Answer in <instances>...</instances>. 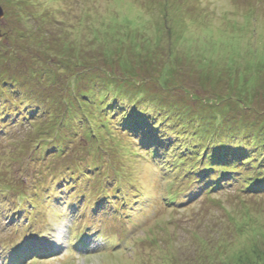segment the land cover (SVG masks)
Instances as JSON below:
<instances>
[{
    "label": "rangeland",
    "instance_id": "1",
    "mask_svg": "<svg viewBox=\"0 0 264 264\" xmlns=\"http://www.w3.org/2000/svg\"><path fill=\"white\" fill-rule=\"evenodd\" d=\"M0 5V264H12L21 249L15 246H33L40 237L42 245L49 238L56 255L26 264H229L231 253L243 248L264 256L262 190L232 183L210 196L198 191L192 197L189 179L174 176L173 166L160 170L165 153L152 160L131 130H119L120 112L110 115L116 127L107 129L114 136L99 133L107 140L99 152L85 141L82 126L79 133L58 128L53 140L51 131L67 115L68 104L90 108L86 97L95 91L120 96L126 109L137 107L142 115L163 113L204 127L212 121L218 136L237 145L244 138L264 141V57L250 51L264 48V0H0ZM234 32L242 33L235 38L239 54L232 50ZM231 60L237 65L229 69ZM41 67L46 74L37 70ZM49 68L59 70L56 80ZM252 78L253 90L246 87ZM172 128L171 136L180 134L179 127ZM143 132L148 136L151 129L143 124ZM168 160L172 165L174 158ZM183 163L187 174L189 167L204 172L210 166L208 159ZM22 166L28 175L23 183ZM41 168L50 174L36 192L32 183L41 181L36 179ZM252 171L264 174V165L254 164ZM10 181L22 183L24 200L1 195L12 189ZM137 194L142 205L128 207ZM12 197L26 216L37 204L29 229L18 227L24 222L14 219ZM77 219L100 229L104 238L68 251Z\"/></svg>",
    "mask_w": 264,
    "mask_h": 264
},
{
    "label": "trees",
    "instance_id": "2",
    "mask_svg": "<svg viewBox=\"0 0 264 264\" xmlns=\"http://www.w3.org/2000/svg\"><path fill=\"white\" fill-rule=\"evenodd\" d=\"M252 14L249 13L248 15H245L246 21H251ZM251 22H248V24ZM250 30H253L252 34H255L256 37V28L252 26ZM68 32V31H65ZM64 32V35L66 34ZM242 39V33H236L234 32V40L232 42L233 48L232 50L235 51L237 54L241 52L240 47L241 42L236 40L235 38ZM238 46V47H237ZM260 47L251 49L247 48V51H253V54L257 55L260 59L264 57V48L258 49ZM243 55V54H242ZM247 55H250L248 53ZM229 63V69L232 67L233 64H235L234 60L230 61ZM60 63L59 60L55 61L54 64ZM232 64V65H231ZM45 68H37V70H40L42 74L43 70ZM55 69V72H54ZM36 70V71H37ZM50 70L53 76L51 74L49 75L50 78H54L56 80L55 74L57 71H59L56 68L47 69ZM166 71H168L166 69ZM37 73V72H36ZM242 73V79L247 81V77L244 76L243 72H237L236 74ZM256 77V75L254 74ZM251 84L247 83L248 88H251V90L254 89V82L257 79L252 78ZM165 83L168 82V80H164ZM75 82H72V85H76ZM246 85V84H245ZM94 90V88H92ZM241 90V89H240ZM243 92V91H242ZM240 93L242 95H245L243 93ZM198 97L203 98L198 95ZM244 97V96H241ZM120 96H112V98H109V93H102V95L97 94L95 91L92 94H88L86 99L88 100V105L90 108H83L79 107L77 108L74 103L68 104L69 110L66 111L67 115L62 116L61 119H57L55 121L54 126L52 127V140L55 138L54 134L56 133V129L59 128L60 132H63L65 130H70L73 128V131L77 128L79 133V127L82 126L83 134L85 135V141L90 145L92 148L96 149L97 152L100 151V149L103 146V143H105L107 140L104 139L99 133L106 132L108 133V136H114L113 130H108L107 128L112 129L111 127H116V124H113V120L111 117H114L116 114H119L120 112V120L118 122L119 130L123 133L126 130H131L136 138V141L141 142L140 146L147 149V153L151 155L152 160L153 158H156L158 156L163 155L166 157V160H163L161 162L160 170H165L168 168H172V173L174 176L179 177L181 180L189 179L192 184L189 188L192 187V189H188L187 192H189L192 197H196V193L198 195V191L202 192L203 194L209 195L212 192H215L217 190L222 189L225 184L231 185L232 183H239L241 186H243V190L246 191H260V193L264 192V174L261 172H254L252 171V167H254V164H260L264 165V141L261 140H247V138L240 139L239 144H234L232 141L228 139H224L216 134V132L219 130V126H215L212 121L209 122V127H204L200 122L198 121H191L187 120L185 118L180 117L179 119L188 121L185 123L184 121H180L177 119H173L171 115L160 113V116L155 113H144L145 115H142L139 113V108L132 107L129 109H126L122 104H125L120 99ZM4 107V106H3ZM214 109V106H210V111ZM218 110V109H217ZM214 111H216L214 109ZM20 113V112H19ZM152 114V115H151ZM29 115V114H28ZM111 115V117H110ZM6 114L4 115V117ZM159 117V121L157 122V119ZM153 119V120H151ZM145 120H151L154 123L147 122ZM143 124L145 125V128L151 129V132L148 136H144L143 132ZM110 126V127H109ZM179 127L180 128V134L178 133L174 134V136L170 135L169 128ZM172 128V129H173ZM216 129V131H215ZM204 130V131H203ZM147 131V130H146ZM205 133V134H204ZM215 133V134H214ZM45 140H48L50 137H43ZM42 147L46 146V142L42 140ZM138 146V144H136ZM39 147V146H37ZM42 147L40 149H42ZM85 149H87L85 147ZM178 149H181L179 154L177 152ZM260 150L261 155H257L254 150ZM175 152V153H174ZM169 154H172L171 157H169ZM162 157V156H161ZM174 158V161L172 165H170L168 162L171 159ZM205 159H208L210 162V166L207 167L204 172H200L199 166L189 167L188 169L191 171V174H187V172L184 170L183 165H185L183 162L186 160L187 162H202L205 161ZM21 163L22 160L20 161ZM45 162V161H44ZM48 166L50 167L52 179H57L59 175L56 174L55 169L53 170V164L51 161H49ZM27 166V164H25ZM23 170L20 172V179L23 183V179L27 181V176H24L22 173L23 171H26L27 169L22 166ZM245 168H247L245 170ZM74 170V168H73ZM184 173H183V172ZM186 172V173H185ZM49 172H47L45 169L41 168L40 170H37L36 179H41V181L36 182V185L32 183L34 186V190H37L41 187H44V179L45 176H49ZM225 181V182H224ZM22 183L18 182H9V186L12 188L9 191L3 192L4 198H6V201H10L6 196L14 194L16 197L20 198V200H24L26 196H24V193H21V190L19 189L22 187ZM218 183V184H217ZM24 185V184H23ZM9 187V188H10ZM194 188H197V190L192 191ZM14 192V193H12ZM45 194V193H42ZM39 195V194H38ZM148 198V197H147ZM13 199V197H12ZM28 199V198H27ZM42 199V197H41ZM40 199V200H41ZM134 202H129L127 205L128 207H133L138 203V205H142L143 198L140 194H137L136 197L134 196ZM14 200V199H13ZM16 200V199H15ZM14 200V201H15ZM39 200V199H38ZM178 198L175 200H169L166 201L169 205L173 204L175 201H177ZM21 202L15 201L13 202V208L12 211L14 212L13 215L15 217H26L24 214L26 210L21 209ZM34 204V203H33ZM104 204V203H103ZM102 204V205H103ZM8 205H10V202H8ZM20 205V206H19ZM102 205H97L98 208H101ZM95 206V205H93ZM96 207V206H95ZM37 210V205L34 204L32 210H30L29 214V221L31 220V223L29 226L23 228L24 230L29 229L31 226H33V220L31 219V215L33 213L32 217L34 216V212ZM102 210V208H101ZM95 208L92 209V212L94 213H100V211H96ZM95 216H98L95 214ZM78 222V233L81 237L77 240L78 243L80 242L84 246L86 245L85 238H92L93 239V226L83 227V223L80 222L81 219H77ZM99 234L96 236H103L102 231L99 229L97 231ZM95 236V232L93 233ZM15 243H13L14 245ZM17 246H15L16 248ZM239 251V250H238ZM235 250L233 253H231V258L233 261L228 262L229 264H240L243 261H245L247 264H255L258 261L264 260L263 255H259L257 253H261V250H253L251 253L246 252L244 248L238 252ZM242 252V253H241ZM258 257L259 260L254 261L251 260L252 257ZM263 258V259H260ZM35 260H38V258H35Z\"/></svg>",
    "mask_w": 264,
    "mask_h": 264
},
{
    "label": "water",
    "instance_id": "3",
    "mask_svg": "<svg viewBox=\"0 0 264 264\" xmlns=\"http://www.w3.org/2000/svg\"><path fill=\"white\" fill-rule=\"evenodd\" d=\"M3 16H4V9L0 5V19H2ZM0 33H1V31H0ZM0 40H1V35H0Z\"/></svg>",
    "mask_w": 264,
    "mask_h": 264
},
{
    "label": "bare ground",
    "instance_id": "4",
    "mask_svg": "<svg viewBox=\"0 0 264 264\" xmlns=\"http://www.w3.org/2000/svg\"><path fill=\"white\" fill-rule=\"evenodd\" d=\"M204 131V130H203Z\"/></svg>",
    "mask_w": 264,
    "mask_h": 264
}]
</instances>
